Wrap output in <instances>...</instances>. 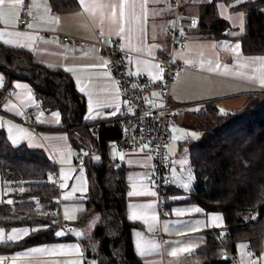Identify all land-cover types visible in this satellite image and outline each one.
Returning <instances> with one entry per match:
<instances>
[{
    "label": "trees",
    "instance_id": "16d2710c",
    "mask_svg": "<svg viewBox=\"0 0 264 264\" xmlns=\"http://www.w3.org/2000/svg\"><path fill=\"white\" fill-rule=\"evenodd\" d=\"M219 1L222 0H206L201 4L198 32L209 38H240L244 53L264 55V0H248L231 8L244 10L246 14L245 30L239 36L223 34L231 25L219 16ZM50 2L57 11H70L78 6L77 0ZM0 72L6 92L14 81H26L32 85L43 110L60 111L62 124L57 128L68 130L73 147L99 149V159L90 157L85 162L86 205L76 217L78 225L97 217L91 235L86 238L88 247L79 239L83 252L98 264H143L132 244V227L137 223L127 218L128 168L109 154L108 142L119 138L121 129L102 127L96 137L94 126L101 121L86 122V101L74 78L62 68H49L37 61L29 50L0 41ZM4 95L0 94V98ZM221 110L217 104L208 102L202 112H193L199 123L192 128L200 134L181 144L189 152L192 188L187 191L172 183L164 192L166 201L159 207L170 209L176 202L171 196L187 193L184 201L223 214L228 234L220 241L231 254L236 257L239 244H246L251 252L260 254L264 247V90L251 95L240 108ZM52 176L57 177V164L43 148L29 147L26 143L14 145L0 129L2 187L12 189L10 194L14 199L12 204H0V228L34 227L19 240L0 243V257L19 248L60 238L58 230L62 221H66L61 218L58 201L61 190ZM216 231L206 232L207 243L199 248L209 258L205 264L229 262L219 260L217 246L221 244Z\"/></svg>",
    "mask_w": 264,
    "mask_h": 264
},
{
    "label": "crops",
    "instance_id": "0c3cea01",
    "mask_svg": "<svg viewBox=\"0 0 264 264\" xmlns=\"http://www.w3.org/2000/svg\"><path fill=\"white\" fill-rule=\"evenodd\" d=\"M141 2L142 0H137L138 5ZM90 3H119V0H86L84 5L78 3V6L70 11H57L50 0H24V4L18 7L12 6V0H6V7L4 8L8 21L6 24L4 23L5 17L0 15V32H21L34 37L32 40H28L24 37L18 38L4 35L0 38L2 43L8 39L16 40L17 43L28 46L16 47L4 44L31 51L37 61L49 68H62L65 71L68 67L74 69L72 73L66 72L74 78L75 85L79 91L81 87L85 88V91L80 92L86 101L85 120L89 124L118 116L124 109L121 91L118 89V84L109 65V58L98 42L102 41L109 46L112 44L113 39H116L117 47L121 50L126 49L125 51L129 52L130 55L125 58L119 51L114 55V61L123 65L124 70L128 73L129 71L136 72L139 67L140 74H145L152 78L153 75L160 74L159 69H146L144 64L137 65V60H146L151 64L159 65V57L163 51L170 48V40L166 36V27L171 22L174 14L173 0H158V2L157 0H148L146 18L141 13L139 6L136 9L137 13L141 14V24L143 25L144 33L141 34L135 30L128 33V25L125 24V38H122L115 34V28L118 26L112 25L107 18L109 10L107 8L88 10L87 5ZM226 3L223 0L217 3L219 12L229 8ZM33 4L36 6L33 7ZM25 8L32 12L30 20V23L33 24L32 28L25 29L19 24V17ZM102 18L104 19L103 24H101ZM222 18L225 17L222 16ZM193 29L196 33H199L196 30L197 25L188 30L190 36L188 48L175 52L177 59L185 64L186 67L169 86L170 101L184 104L186 108H191V111H198L196 109L198 102L204 104L213 102L223 110L237 109L251 95L264 90V85L260 83V80L264 79V62L254 60V58L264 57V55L244 53L240 38H208L202 33L193 34L191 32ZM41 30L83 37L91 43L83 47L68 45L62 42L58 36H41ZM234 33L237 32L229 30L230 35H234ZM241 34L243 33L240 32L234 36ZM237 43L240 45L238 54L231 51L232 46ZM129 44L132 47L143 48L153 46L151 48L152 54L131 51L126 48ZM188 61H192V63H188ZM105 62L106 67H89V65H101ZM217 64L219 68H217ZM0 75V77H3L1 73ZM249 77H255V79H250ZM17 84L24 87L17 88ZM32 91V85L26 81L16 80L13 82V87L4 93V97L0 98V125H2L0 129L5 131L7 138L9 137L7 131L9 124L16 129L23 130L26 138L22 139L18 144L26 143L29 147L43 148L51 160L58 164V157L54 155V152H62L63 156L60 154L59 157L64 159L66 150L73 146L69 132L66 128H57L62 124L60 111L39 109L38 106L40 104ZM29 92L31 93V99L28 98ZM32 111L35 112L31 117L34 119V124L29 126L26 123V119ZM20 112L23 115H19L18 113ZM113 112L116 114L112 115ZM54 113H58L59 116H54ZM89 116L92 118H88ZM9 141L11 140L9 139ZM86 147L88 152L80 153L79 155L84 157L87 154H91L89 158L98 156V148ZM109 147V151L113 150L115 154L113 159L119 164H124L129 170V190L127 192L128 220H132L130 219L133 211L132 205H137V214L146 218V220H132V222L137 223L132 227V244L143 264H197L192 255L203 254L199 251V248L207 243L206 232L211 231V229L217 230V238H222L228 234L223 214L217 211H207L199 204L184 201L188 198L187 193L174 194L172 200L176 202L171 205L170 209H161L159 207L157 189L150 180L149 172L152 167V155L150 152L136 149H124L120 152L123 148L117 145H109ZM117 153H123L124 158L120 159ZM61 164L59 163L58 166L62 167L64 165ZM74 166L76 165L74 164ZM76 167H85V164ZM176 182L175 185L179 186ZM2 190V195L0 194V201L2 202L0 204L7 203L5 201L7 196L11 197L14 202L10 194L12 190L3 188ZM132 191L139 194L129 196V192ZM153 192L155 195L151 194ZM217 216L221 217V219L214 221L212 218ZM152 217H156V220L153 221ZM159 226L167 235L165 244H161L154 235L155 229ZM165 226H167V230H165ZM150 227L152 228L151 231L149 230ZM60 233H62L58 235L60 238L52 242L37 243L19 248L10 254L5 253V255L1 256L5 258L3 262L5 264H68L69 261L83 260L85 264H98L97 262H92L94 259L91 257L90 259L87 256L86 258L83 257V243L79 240L81 235L76 232L79 237L77 239L69 235L65 230ZM139 241H143L146 245L154 243L159 245V247L152 250L150 255L141 256L137 247ZM240 245L246 244H239L237 247L236 258L239 260V264L241 263L238 256L239 251L242 253L245 248L250 251L248 246L241 248ZM61 246H63V250H61ZM75 246H79L82 255L75 251ZM190 246L193 247L190 253H181L179 251ZM41 247L54 249L56 254L45 252L27 256L17 255ZM173 251H177L176 256L170 255ZM218 257L220 260V256ZM85 260H88V262ZM208 262L204 261L202 264ZM227 263L230 264L229 262Z\"/></svg>",
    "mask_w": 264,
    "mask_h": 264
},
{
    "label": "built area",
    "instance_id": "2783aa9c",
    "mask_svg": "<svg viewBox=\"0 0 264 264\" xmlns=\"http://www.w3.org/2000/svg\"><path fill=\"white\" fill-rule=\"evenodd\" d=\"M182 0H173L174 14L171 22L167 25L166 31L170 35V48L163 51L159 57V66L164 69L163 80L154 81L147 75H129L124 70L123 65L116 63L114 55L120 51L121 55L129 57V52L121 50L117 47V40L113 39L111 45H106L102 41L98 42L99 45L105 50L109 58V65L113 71V75L118 84V89L121 91L122 99L124 102V109L118 116L101 121L94 126V135L99 137L100 129L102 127H119L121 129V136L117 139L110 140L109 145H117L125 149L139 150L144 144L149 147L145 150L152 155V167L150 173V180L156 186L158 193V202L162 205L166 201L164 192L167 187L173 183L170 175L171 156L169 154V144L171 139L172 129L176 124V115L186 108L184 104L175 103L170 101V84L178 74L183 72L186 65L183 64L176 57V51L188 48L190 36L188 30L196 27L197 20L192 16L182 12ZM28 8H25L20 17L19 24L22 28L27 29V24L30 23L32 18L29 15ZM183 30L181 34L180 30ZM41 36H58L60 40L72 46H88L91 42L83 37L53 32L48 30H41ZM196 68V67H195ZM6 91L3 86L0 87V94ZM157 93L158 95H153ZM34 111L28 114L26 123L33 126ZM91 154L82 157L77 155L73 160L76 166H83ZM59 167V166H58ZM59 173L55 179L60 187ZM62 228L69 235L78 237L74 233V227L62 221ZM154 235L158 238L161 244L167 242V235L163 232L161 227H157ZM224 238V236L222 237ZM217 241L223 246L226 258L230 264H239V260L231 254L228 248L220 241ZM83 257L86 258L85 252ZM88 262V260H85Z\"/></svg>",
    "mask_w": 264,
    "mask_h": 264
},
{
    "label": "rangeland",
    "instance_id": "374dc122",
    "mask_svg": "<svg viewBox=\"0 0 264 264\" xmlns=\"http://www.w3.org/2000/svg\"><path fill=\"white\" fill-rule=\"evenodd\" d=\"M206 0H182V4L181 7H183L182 12L187 14L188 16H192L194 18H198L202 11H203V6L201 5L203 2H205ZM210 1V0H208ZM231 2H227L226 4L229 6V8H231L232 6L238 4L239 2H237V0H230ZM241 2H245L248 0H239ZM205 5V4H204ZM227 9V10H223L222 11H218L219 16H223L225 18H227L230 21V25H231V32H244V21H245V11L241 10V9ZM264 9V6H263ZM242 14V15H241ZM243 29V31L241 30ZM198 30V28H197ZM193 34H199L196 33V31L193 29L191 31ZM166 36L168 37V40H170V35L168 33H166ZM209 38V37H208ZM1 73V72H0ZM2 74V73H1ZM1 76V75H0ZM206 104L198 102L197 103V108L198 111H191V108H183L177 115L178 118L176 119V124L172 129V133H171V139H170V144H169V154L172 158L171 163H170V175L173 179V185H175V182L177 180L176 183L179 184V186H181L182 188H184L182 185L184 183H188L189 187L188 188H184L185 190L189 191L192 188L193 185V174H192V169L191 167L188 165V156H189V152L186 149V147L181 146V144L183 143L184 140L186 139H190V138H196L200 132L194 128H192V126H195L196 124H198V118H196L193 115V112H202L205 109ZM39 109H42L40 106H38ZM189 133H194L195 136H189ZM183 137V138H180ZM113 146V145H112ZM109 147V146H108ZM110 148V147H109ZM115 148V147H114ZM88 148L84 147V146H79V148L76 147H69L65 154H64V159L60 158V153L58 152H54L55 156L58 157L57 160L58 162L61 164H64L62 167H58L57 164V175L59 173L60 176V197L58 198V201H60L61 204V218L62 220H65L66 222H69L76 230L77 233H83L81 235L82 241L84 242L85 246L88 247L89 243L87 242V237H89L91 235V232L93 231L96 222H97V217H91L89 220H87L85 223L78 225V223L76 222V218L72 219V220H67L65 219V209H78L79 211L81 209L84 208L85 204V192L88 189V177H87V173H86V169L85 167H76L74 166V157H76L77 155H79L80 153L84 154L87 153ZM125 148L121 149L120 152L122 150H124ZM110 157L113 159L115 154L113 153V150L109 151ZM61 164V165H62ZM129 171V170H128ZM129 174V173H127ZM67 175L69 177V179L65 180L64 176ZM191 176L192 179L189 181L188 177ZM55 176H52V180L55 181ZM67 184V187H63L62 185ZM2 181H1V177H0V194L2 195ZM73 189H77V191L73 192ZM86 189V190H85ZM12 190V189H10ZM71 193V196L69 199H64L66 194ZM172 198V196L170 197ZM12 198L7 196L5 201L9 200ZM79 211H75V212H69V215H73L74 217H76L77 213ZM254 216V215H253ZM252 216V217H253ZM34 227L28 226V225H23V226H18V227H13L9 230H4V228H0L4 230V235L7 236L9 233H11V231L13 229H26L28 230V234L30 233V231L33 229ZM61 231H63V228L61 227L58 232L60 233ZM26 235H24L23 237H25ZM220 243V242H219ZM218 249V256H220V258L222 260H226V255H225V251L222 245L217 246ZM196 261L197 264H199V262H201V264L204 261H209L207 255L201 254V255H197L194 256L192 255ZM238 256L240 258V264H248V263H252V264H264V247L263 249L260 251V254H254L251 251H248L247 248L244 249V251L242 250V253L239 251ZM199 258V259H198ZM187 261H189V259H187ZM186 261V262H187ZM191 261V259H190ZM92 262H96L95 260H92ZM225 264H228L225 262Z\"/></svg>",
    "mask_w": 264,
    "mask_h": 264
},
{
    "label": "snow or ice",
    "instance_id": "6c2138e0",
    "mask_svg": "<svg viewBox=\"0 0 264 264\" xmlns=\"http://www.w3.org/2000/svg\"><path fill=\"white\" fill-rule=\"evenodd\" d=\"M86 2V0H78V3L81 5H84ZM158 2V0H157ZM237 2H239V0H237ZM24 4V0H12V6H21ZM148 4V0H142L141 3H139V5L137 4V0H119V3H107V4H95V3H90L87 5L88 10H92L95 8H107L109 10V16L107 17L109 19V21L111 22L112 25H117L118 27L115 28V34L117 36H120L122 38H125V33H126V29H125V24L128 25V29L127 32L131 33L132 31H138L139 33L143 34L144 33V28L143 25L141 24V14H138L136 9L137 6L140 7L141 9V13L144 15V17L146 18V6ZM36 5L33 4V7H35ZM6 7V0H0V15H3L5 17L4 19V23L6 24L7 21V13L4 12V8ZM29 15H31V12H29ZM242 15V14H241ZM104 19H101V24H103ZM137 26H139L137 28ZM26 27L28 28H32L33 24L29 23L26 25ZM243 31V29H241ZM181 34L183 33V30L181 29ZM4 35H8V36H14V37H24L28 40H32L34 39L33 36L27 34V33H21V32H0V38H2ZM234 35H238V33H234ZM5 44H9L12 46H16V47H27L28 45H22L17 43L16 40H12V39H8V40H4L3 41ZM110 43V41H109ZM153 46H149L148 48H143V47H132L130 44L126 46L127 49H130L131 51L137 52V53H144L147 52L149 55H151V48ZM240 49V45L239 43L235 44L234 46H232L231 51L233 53L238 54V50ZM122 50H126V49H122ZM131 59V58H129ZM254 60H260L261 62H264V57H259V58H254ZM188 63H192V61H188ZM139 64H144L145 68H158L159 69V73L158 75H153L152 79L154 81L156 80H163V72L164 69L162 67H160L158 64H151L149 61H140L137 60V65ZM89 67H106V62L101 64V65H89ZM217 68H219V65L217 64ZM66 71H68L69 73H72L74 71V69L72 67H68L66 69ZM129 75H140V69L139 67L137 68L136 72H131L129 71L128 73ZM250 79H255V77H249ZM260 83L262 85H264V79L260 80ZM3 86V77H0V87ZM17 88H22L24 86L17 84L16 85ZM80 91L83 92L85 91L84 87L80 88ZM153 95H158L157 93H153ZM28 98L31 99V93L29 92L28 94ZM15 107V106H13ZM223 111V110H221ZM19 115H23L22 112L18 113ZM116 113L113 112L112 115H115ZM54 116H59L58 113H54ZM88 118H92L91 116H89ZM2 126V125H0ZM8 133H9V139L11 140L12 144H18L22 139H25L26 136L23 133V130L20 129H16L14 126H12L11 124H9L8 129H7ZM189 136H195L194 133H189ZM183 138V137H180ZM149 146L147 144H144L140 147V151H144L148 148ZM61 155L63 156V153H61ZM117 155H119L120 159H123V153H117ZM97 159H99L97 157ZM150 159V157H149ZM64 179L67 180L69 179V177L67 175L64 176ZM189 181L192 179L191 176L188 177ZM63 187H67V184L65 183L64 185H62ZM184 188H188L189 184L188 183H184L182 185ZM23 189H21L22 191ZM86 190V189H85ZM77 191V189H73V192ZM139 193L132 191L129 192V196H134V195H138ZM152 195H155V193H151ZM71 196V193L66 194L64 199H69ZM2 202V201H0ZM8 204H12L13 201L11 199L6 201ZM133 211L131 213L130 219L132 220H146V218L144 216L138 215L136 212V208L138 207L137 205H132L131 206ZM199 210V209H197ZM75 212V211H79L78 209H65V219L67 220H72L75 219V217L73 215H69V212ZM153 221L156 220V217H152L151 218ZM214 221L215 220H219L221 219V217H213L212 218ZM150 231L152 230V228L150 227L149 229ZM165 230H167V226H165ZM28 234V230L26 229H13L11 231V233H9L7 236L4 235V230L0 229V243H4V242H12V241H16L18 239H21L24 235ZM62 233H58V235H61ZM78 235H82V233H78ZM137 247L139 249V255L141 256H146V255H150L152 250L158 249L159 245H156L154 243L150 244V245H146L143 241H139L137 244ZM241 248H245L247 247V245H240ZM61 250H63V246H61ZM193 250V247H185L180 249L179 251L181 253H190ZM75 251L77 253H79L80 255H82V253L80 252L79 246H75ZM45 252H49L51 254H56L54 249H49L46 247H41V248H35V249H31L28 252L25 253H20L17 255H22V256H27V255H33V254H39V253H45ZM170 255L172 256H176L177 255V251H173L170 253ZM4 257H0V264H2V261L4 260ZM68 264H85V262L83 260H73V261H69ZM243 264V262H242Z\"/></svg>",
    "mask_w": 264,
    "mask_h": 264
},
{
    "label": "water",
    "instance_id": "95a60500",
    "mask_svg": "<svg viewBox=\"0 0 264 264\" xmlns=\"http://www.w3.org/2000/svg\"><path fill=\"white\" fill-rule=\"evenodd\" d=\"M251 1H254V0H251ZM228 33H229V28H226V30L223 31V34L226 35V34H228Z\"/></svg>",
    "mask_w": 264,
    "mask_h": 264
},
{
    "label": "bare ground",
    "instance_id": "6f19581e",
    "mask_svg": "<svg viewBox=\"0 0 264 264\" xmlns=\"http://www.w3.org/2000/svg\"><path fill=\"white\" fill-rule=\"evenodd\" d=\"M198 23V22H197Z\"/></svg>",
    "mask_w": 264,
    "mask_h": 264
}]
</instances>
